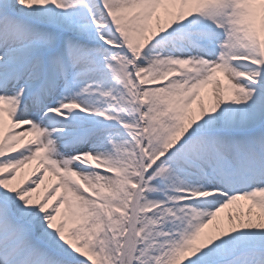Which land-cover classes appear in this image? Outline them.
Returning a JSON list of instances; mask_svg holds the SVG:
<instances>
[{
    "label": "snow or ice",
    "instance_id": "6c2138e0",
    "mask_svg": "<svg viewBox=\"0 0 264 264\" xmlns=\"http://www.w3.org/2000/svg\"><path fill=\"white\" fill-rule=\"evenodd\" d=\"M0 264H264V0H0Z\"/></svg>",
    "mask_w": 264,
    "mask_h": 264
}]
</instances>
